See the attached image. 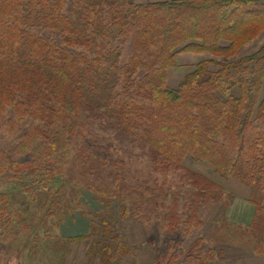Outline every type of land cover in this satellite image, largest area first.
Listing matches in <instances>:
<instances>
[{
  "label": "trees",
  "instance_id": "obj_1",
  "mask_svg": "<svg viewBox=\"0 0 264 264\" xmlns=\"http://www.w3.org/2000/svg\"><path fill=\"white\" fill-rule=\"evenodd\" d=\"M262 31L264 0H0V237L49 236L86 187L101 204L119 196L103 180L120 179L123 161L108 150L122 136L154 167L190 155L246 185L255 217L235 236L264 255V43L235 57ZM185 51L210 57L172 87L168 72ZM189 174L181 236L227 194ZM171 200L166 234L176 230ZM208 231L177 253L165 247L162 264H210L219 251ZM108 241L100 264L124 252Z\"/></svg>",
  "mask_w": 264,
  "mask_h": 264
},
{
  "label": "rangeland",
  "instance_id": "obj_2",
  "mask_svg": "<svg viewBox=\"0 0 264 264\" xmlns=\"http://www.w3.org/2000/svg\"><path fill=\"white\" fill-rule=\"evenodd\" d=\"M133 1L145 3L155 0ZM252 40L241 46L235 57L252 54L263 45L261 44L254 52L244 54L250 49V47L246 48V45ZM169 85L176 86L175 83L170 82ZM115 140L118 148L114 149L111 145L112 148L108 152L123 161L116 166V173L120 174V179L114 182L116 173L113 171L115 176L104 175L106 180L103 181L120 186L119 196L108 198L107 203L101 204L85 186L79 199L82 204H76L73 200V206L65 215L59 212L61 220L56 223L57 230L55 228L51 230L49 224L45 226L46 229L51 230L49 236L28 238L30 232L25 235L12 232L13 234L10 233L14 235L12 238L6 240L0 237V264H100L98 252L102 245L106 244L101 242H109L110 239L114 240L111 245L122 244L124 252H120L107 264H153L155 260L162 264L160 258L165 247L174 246L173 252L177 253L176 251L182 250L176 246L178 243L183 248L189 247L199 234H205L208 229L207 239L210 240L211 246H216L217 249L220 248L217 246L220 243L250 248V245H247L249 239L235 236L236 230L237 235L241 231L226 217L225 212L233 203L234 195L230 191L234 188L232 183L234 181L240 183L238 180L224 179L210 164L193 159L190 155L183 158L181 167L159 165L156 168L140 144L122 136H117ZM190 172L222 186L227 194L222 198L223 202L216 203L210 210L204 209L203 206L202 211L206 209L209 211L200 215L202 225L193 228L187 236H181L188 214L183 204L189 197L191 198L189 189L193 188L191 181L195 180L190 176ZM126 196L129 197L127 200ZM171 198H173V208L179 213L176 214L177 211L171 208L173 214L171 219L172 223H175L176 230H173L174 233L166 234L167 229L164 224L167 217L164 212L166 210L168 212L167 203H171ZM124 205L129 206L126 209ZM2 225L0 224V227ZM84 234L87 236L81 238V241L75 240L76 237ZM177 237L182 241H177ZM151 257H153L152 263ZM174 264H194V262L188 259Z\"/></svg>",
  "mask_w": 264,
  "mask_h": 264
},
{
  "label": "crops",
  "instance_id": "obj_3",
  "mask_svg": "<svg viewBox=\"0 0 264 264\" xmlns=\"http://www.w3.org/2000/svg\"><path fill=\"white\" fill-rule=\"evenodd\" d=\"M263 43L264 31L246 45V48L250 47V49L244 54L254 52ZM205 58H209V55L204 52L185 51L178 53V66L169 70L168 82L177 85L193 65ZM232 184L234 188L230 191L234 195L233 203L230 208H226V217L234 223L237 229L242 231L249 230L250 224H252L255 217V206L250 201V189L246 185L236 181ZM262 204L264 206V201ZM217 246H220V248H216L219 251L218 257L212 260L210 264H264V255L255 254L251 248H243L237 244L229 245L225 243L217 244ZM150 261L151 263L153 262V257L150 258Z\"/></svg>",
  "mask_w": 264,
  "mask_h": 264
}]
</instances>
